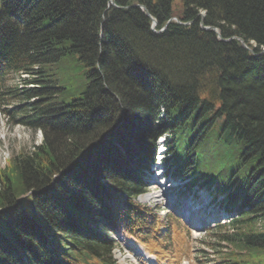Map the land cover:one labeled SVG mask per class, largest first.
I'll list each match as a JSON object with an SVG mask.
<instances>
[{
    "label": "trees",
    "instance_id": "obj_1",
    "mask_svg": "<svg viewBox=\"0 0 264 264\" xmlns=\"http://www.w3.org/2000/svg\"><path fill=\"white\" fill-rule=\"evenodd\" d=\"M0 0V104L22 97L5 86L25 73L36 87L21 121L41 144L1 172L0 264H113L103 230L121 228L161 255L174 253L176 219L165 233L132 197L156 138L169 134L176 174L210 165L241 191V214L206 241L216 264H264V0ZM218 28L222 41L203 30ZM3 85V86H2ZM4 100V101H3ZM17 106L16 108H18ZM163 115L160 117V108ZM80 159V161H78ZM210 164V161H209ZM219 177L220 173H216ZM209 180V179H206ZM104 181V182H103ZM31 194H27L31 192ZM229 245L222 252L221 243Z\"/></svg>",
    "mask_w": 264,
    "mask_h": 264
},
{
    "label": "rangeland",
    "instance_id": "obj_2",
    "mask_svg": "<svg viewBox=\"0 0 264 264\" xmlns=\"http://www.w3.org/2000/svg\"><path fill=\"white\" fill-rule=\"evenodd\" d=\"M183 6V0H172V9L174 13H178L181 11ZM11 74L7 76V84L11 85V87H18L24 89H29V87H36L38 83L35 84H24L23 79H27L26 76ZM25 81H30L27 79ZM25 93V92H20ZM13 97V96H11ZM9 98L12 101L8 105V109L5 112H0V171L6 165L7 161L20 155L23 152L31 151L34 146H37L40 143V139L42 136V131L38 132V130H34L30 127L22 126L20 122V114L19 110L14 112L11 107L18 105V109L22 111H27L24 105H28L25 102L30 101L27 99L20 98ZM159 141V140H158ZM207 158L201 162L199 171H194L193 181L199 182L205 179H209L207 184L215 182L218 191H228L230 185L227 181L224 180L223 173L225 171V166L221 161L219 165V169L215 170L210 165L212 164L213 156L211 152H209L206 156ZM210 161V164H209ZM216 173H220L218 177ZM0 172V180L1 178ZM1 187V183H0ZM241 191H238L237 195L233 198V206H237L241 201ZM255 221L256 228L259 231H264V216L257 218ZM214 230H206L203 233H185L182 234L180 241V246L176 247L179 251L176 254V257L180 258L178 262H170L166 263L165 259L157 258L155 262L150 259L146 253H140V255H131L127 252L126 244H123V249H120L114 256L116 257V261L118 264H197L196 257H199L201 264H213L215 261H219L218 253L214 252L211 246L206 243V241H214L216 239V230L213 234ZM117 237V236H116ZM221 243V242H220ZM125 246V247H124ZM219 250L222 252L229 250V245L221 243V248L216 247L215 251ZM148 252V251H147ZM198 255V256H197ZM176 258V259H177ZM171 259V258H170ZM215 259V261H212Z\"/></svg>",
    "mask_w": 264,
    "mask_h": 264
},
{
    "label": "water",
    "instance_id": "obj_3",
    "mask_svg": "<svg viewBox=\"0 0 264 264\" xmlns=\"http://www.w3.org/2000/svg\"><path fill=\"white\" fill-rule=\"evenodd\" d=\"M113 2H111V4H112ZM142 8H144V6H141ZM145 9V8H144ZM145 13L148 15V11L147 10H145ZM173 19H176V18H173ZM153 21V25L156 23V21L153 19L152 20ZM167 25V24H166ZM207 28H210V29H212V30H214V31H216V33H218V37L221 39V40H225V41H228L229 39H223L222 37H221V35H220V33L217 31V29L215 28V27H203V29H207ZM232 38H237V37H231L230 39H232ZM239 40H240V38H238ZM241 41V43H242V45L245 47V48H248L247 46H246V44H245V42L244 41H242V40H240ZM264 50V49H263Z\"/></svg>",
    "mask_w": 264,
    "mask_h": 264
},
{
    "label": "bare ground",
    "instance_id": "obj_4",
    "mask_svg": "<svg viewBox=\"0 0 264 264\" xmlns=\"http://www.w3.org/2000/svg\"><path fill=\"white\" fill-rule=\"evenodd\" d=\"M239 38H240V37H239ZM240 40H242V39L240 38ZM242 41H243V40H242ZM263 49H264V47L262 48L261 52H259V53H255V52H253V51H252V53H253L254 55L257 56V55H259V54L264 53V50H263ZM150 181H152V180H150ZM232 190H233V186L230 187V192H231ZM234 195H235V194H234ZM224 205H225L224 202H221V203L219 204L220 207H223ZM238 211H241V210H238Z\"/></svg>",
    "mask_w": 264,
    "mask_h": 264
}]
</instances>
